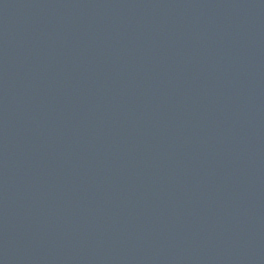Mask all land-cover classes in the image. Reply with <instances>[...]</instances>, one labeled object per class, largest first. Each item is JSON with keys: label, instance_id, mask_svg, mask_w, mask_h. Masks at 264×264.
<instances>
[{"label": "water", "instance_id": "1", "mask_svg": "<svg viewBox=\"0 0 264 264\" xmlns=\"http://www.w3.org/2000/svg\"><path fill=\"white\" fill-rule=\"evenodd\" d=\"M0 264H264V0H0Z\"/></svg>", "mask_w": 264, "mask_h": 264}]
</instances>
